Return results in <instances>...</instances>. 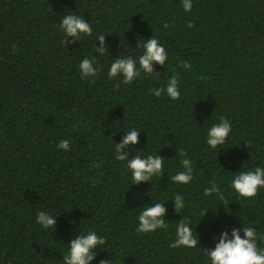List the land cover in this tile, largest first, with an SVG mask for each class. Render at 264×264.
Here are the masks:
<instances>
[{
  "label": "trees",
  "instance_id": "obj_1",
  "mask_svg": "<svg viewBox=\"0 0 264 264\" xmlns=\"http://www.w3.org/2000/svg\"><path fill=\"white\" fill-rule=\"evenodd\" d=\"M70 12L92 33L66 45L59 20ZM100 34L99 71L81 78L77 65L97 55ZM151 35L165 47V64L130 84L108 79L112 59L136 58L137 44ZM175 73L177 99L152 95ZM221 117L231 132L210 149L205 134ZM132 128L138 143L122 151L163 159L162 175L136 184L113 152ZM60 140L69 142L67 151L57 148ZM184 158L194 162L193 179L175 184L169 178ZM258 165L264 0H193L189 12L181 0H0V264H62L69 240L85 230L105 240L91 264H208L206 248L221 232L244 223L264 235V188L244 198L229 187L234 172ZM213 179L223 199L204 195ZM176 194L185 202L179 214ZM154 202H165L167 229L137 232L140 207ZM37 211L56 216L55 228L42 229ZM180 217L191 221L197 247H170Z\"/></svg>",
  "mask_w": 264,
  "mask_h": 264
},
{
  "label": "clouds",
  "instance_id": "obj_2",
  "mask_svg": "<svg viewBox=\"0 0 264 264\" xmlns=\"http://www.w3.org/2000/svg\"><path fill=\"white\" fill-rule=\"evenodd\" d=\"M193 0H181V7L184 12H189L192 8ZM191 27V24L188 25ZM164 28L168 24H163ZM59 28L64 34L63 43L69 44L78 42L81 34L87 36L92 33V29L88 21L74 13H67L59 20ZM103 34L96 36L95 39V56H86L81 59L77 65L81 78H95L99 67L97 65L98 58L103 56L106 51ZM67 37H72L73 40H67ZM97 42L99 44L97 45ZM137 47H142V53L133 58L132 56H117L112 59L107 67L108 79L122 78L123 84H130L141 72L152 74L155 72L154 64L163 66L168 59L165 47L159 42L158 38L151 35L143 42L137 44ZM183 69H189L186 61H181L180 65ZM179 73H175L167 79L165 85L161 88L150 89L152 95L159 97L161 94L167 95L172 100L179 97L180 91ZM139 130L132 128L124 131L125 135L119 143H114V158L119 161H125V167L130 173L131 184H136L142 181H150L154 175L163 174V159L162 156L134 154L129 156L122 150L126 147L136 145L138 143ZM231 132L230 122L221 117L218 122L212 123L205 134V143L210 149H217L218 146L225 145L226 139ZM58 149L67 151L69 142L60 140L57 144ZM226 147H221L220 150ZM184 155L183 152L180 153ZM193 161L184 158L180 161L183 170L172 175L169 179L175 184H189L192 179ZM229 187L238 195V197L251 198L257 194L258 188H264V166H256L253 169H240L234 172L230 179ZM204 195L211 196L216 194L223 199V193L220 186L215 183V180L209 181V186L204 188ZM165 202H154L144 204L140 207V211L136 216V231L139 233H150L157 229H167L168 225L165 222L164 216L166 208ZM172 203L175 211H179L185 207L184 198L180 194L172 197ZM205 214V213H204ZM203 214V216H204ZM202 216V217H203ZM36 223L42 229L55 228L56 216L46 211H37ZM241 233L243 235H241ZM105 240L102 236L97 235L94 230H85L79 232L75 238H72L67 243V252L62 258V264H91L95 259L96 253L93 251L98 245H103ZM198 236L194 231L191 221L186 217H180L175 224V238L170 247L194 248L197 247ZM264 235L259 234L255 227L248 225L239 229L233 228L229 234L227 231L221 232L216 240L214 247L206 248L208 264H264ZM99 264H109L108 260H101Z\"/></svg>",
  "mask_w": 264,
  "mask_h": 264
}]
</instances>
